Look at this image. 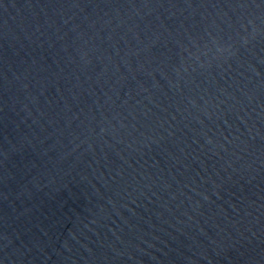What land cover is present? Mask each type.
<instances>
[{
  "label": "water",
  "instance_id": "1",
  "mask_svg": "<svg viewBox=\"0 0 264 264\" xmlns=\"http://www.w3.org/2000/svg\"><path fill=\"white\" fill-rule=\"evenodd\" d=\"M0 264H264V0H0Z\"/></svg>",
  "mask_w": 264,
  "mask_h": 264
}]
</instances>
